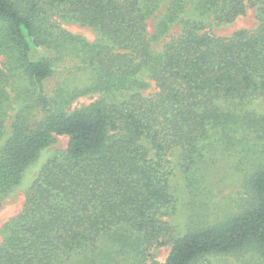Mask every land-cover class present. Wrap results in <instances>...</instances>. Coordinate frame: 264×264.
Masks as SVG:
<instances>
[{"label": "trees", "instance_id": "1", "mask_svg": "<svg viewBox=\"0 0 264 264\" xmlns=\"http://www.w3.org/2000/svg\"><path fill=\"white\" fill-rule=\"evenodd\" d=\"M165 1L0 0V202L57 135L69 137L5 225L0 264H192L239 253L264 264V113L249 107L264 99V0H167L157 15ZM248 4L256 30L202 32ZM175 24L180 34L154 48ZM145 71L157 87L149 96ZM89 94L99 96L73 107ZM177 171L194 210L182 235L170 220ZM222 178L243 193L215 216ZM168 244L157 261L153 250Z\"/></svg>", "mask_w": 264, "mask_h": 264}, {"label": "rangeland", "instance_id": "2", "mask_svg": "<svg viewBox=\"0 0 264 264\" xmlns=\"http://www.w3.org/2000/svg\"><path fill=\"white\" fill-rule=\"evenodd\" d=\"M167 4V0L163 3L160 10L157 12V15H160L162 11L165 10ZM192 16L193 13L190 8L185 14V17ZM148 30L150 33H153L156 27V16H152L147 20ZM61 25L67 30L82 35L86 39L93 41L97 38V32L91 28L90 26L81 24L79 22H71V21H61ZM259 22L256 18V12L254 7H250L247 5L246 12L237 17L234 21L228 23H218L214 17H210L205 25V28L202 32H209L215 34L217 36L223 37H231L236 32L240 30H248L254 31L258 27ZM181 25L175 24L170 33L166 35L162 40L153 43V47L156 49H162L165 42L170 41L180 34ZM148 81H150V86L147 90L144 91L146 96L153 95L157 92V87L152 79H149L148 72L145 71L143 74ZM98 94H89L86 96L79 97L73 102V107H81L83 105H89L93 101L98 98ZM250 108H253L259 112L264 113V99L260 98L253 101L250 105ZM15 111L11 112L13 115ZM9 122H7V127H9ZM69 137L67 135H57L56 141L41 151L39 157L36 161L31 164L24 173V177L18 187H16L13 191H11L7 196H5L0 202V246L4 240V228L8 221H10L13 217H16L20 211L23 209V206L26 201V193L32 183L39 176L41 169L47 160L57 151L64 150L68 146ZM172 160H175V155L171 157ZM176 182L180 185L181 193H179L180 204L179 209L170 220L175 226L176 234L182 235L184 234L190 224L191 216L194 214V210L191 208V205L187 203L189 202L187 195L183 193L184 190V178L180 171H177ZM223 183L218 184L219 189H216L217 195L212 198L213 208L209 214L217 215L221 211H227L231 209V205L225 207V202L229 201L231 197H237L243 193V188L241 186V181H234L231 179V183L225 184L226 180L221 179ZM230 182V181H229ZM223 184V185H222ZM220 185V186H219ZM216 186V187H217ZM222 189H221V188ZM221 190V192H220ZM227 197V198H225ZM224 207V209H223ZM171 250V244L158 247L153 250L155 259L159 262H164L168 257ZM250 254L247 253H239V254H216V255H208L205 258H201L192 264H248Z\"/></svg>", "mask_w": 264, "mask_h": 264}]
</instances>
